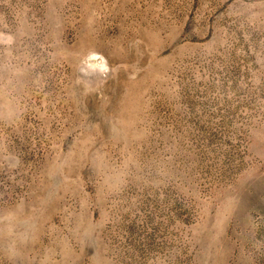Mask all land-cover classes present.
<instances>
[{
    "label": "rangeland",
    "instance_id": "1",
    "mask_svg": "<svg viewBox=\"0 0 264 264\" xmlns=\"http://www.w3.org/2000/svg\"><path fill=\"white\" fill-rule=\"evenodd\" d=\"M0 264H264V0H0Z\"/></svg>",
    "mask_w": 264,
    "mask_h": 264
}]
</instances>
